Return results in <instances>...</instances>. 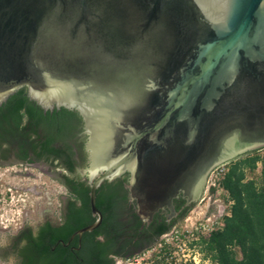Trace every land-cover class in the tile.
Returning <instances> with one entry per match:
<instances>
[{
	"label": "water",
	"instance_id": "95a60500",
	"mask_svg": "<svg viewBox=\"0 0 264 264\" xmlns=\"http://www.w3.org/2000/svg\"><path fill=\"white\" fill-rule=\"evenodd\" d=\"M22 86L84 121L95 220L70 239L101 223L104 180L127 169L135 185L141 156L149 221L177 187L205 188L210 171L264 146V0H0V102Z\"/></svg>",
	"mask_w": 264,
	"mask_h": 264
},
{
	"label": "trees",
	"instance_id": "16d2710c",
	"mask_svg": "<svg viewBox=\"0 0 264 264\" xmlns=\"http://www.w3.org/2000/svg\"><path fill=\"white\" fill-rule=\"evenodd\" d=\"M82 122L74 108L44 110L28 97L26 86L0 102V162H45L59 168L62 173L56 179L66 191L59 219L45 221L35 236H28L29 243L19 254L22 264H115L156 245L151 264H193L178 261L172 245L161 238L175 223H166L158 213L143 222L129 203L120 177L106 179L96 188L101 223L70 239L73 232L95 220L89 204L90 184L78 171L86 165L84 139L77 137ZM217 188L222 189L227 213L220 226L193 242L202 258L212 264H264V146L225 162L210 192ZM191 208L183 211L181 220Z\"/></svg>",
	"mask_w": 264,
	"mask_h": 264
},
{
	"label": "rangeland",
	"instance_id": "374dc122",
	"mask_svg": "<svg viewBox=\"0 0 264 264\" xmlns=\"http://www.w3.org/2000/svg\"><path fill=\"white\" fill-rule=\"evenodd\" d=\"M210 174L201 199L190 209L187 216L175 225L174 230H195L199 223L210 224L224 213L227 206L222 191L216 189L214 193L210 192L213 186ZM60 194L66 195L64 187L57 179H53L39 168L22 162L0 165V243L6 238L4 230H15L25 222H39L49 214L59 216L62 207ZM174 230L162 237L170 242L172 247L175 246ZM157 248L156 245L126 261L117 259L115 264H151L152 253L157 251ZM188 254L186 249L178 250L175 256L178 261L186 262L189 261ZM195 260L197 264H212L201 255L196 256Z\"/></svg>",
	"mask_w": 264,
	"mask_h": 264
},
{
	"label": "flooded vegetation",
	"instance_id": "af4514ba",
	"mask_svg": "<svg viewBox=\"0 0 264 264\" xmlns=\"http://www.w3.org/2000/svg\"><path fill=\"white\" fill-rule=\"evenodd\" d=\"M77 137L83 138L84 139V151L86 153V165L82 168H78V171L80 172V169L86 168L88 165V151L86 147V142L88 140V134L85 131L84 127V121L82 122V126L80 128V131L77 134ZM75 159H78V152L75 151L74 153ZM143 156L139 157L138 159V164H137V169H136V183L134 186H131V173L129 170H124L119 176L123 181V186L124 188H127L128 191V201L130 204L134 205L135 212L139 215L140 219L145 222L141 215L139 214L138 210V201L137 198L140 197L143 193L142 190V180L145 176V169L146 165L144 164L143 161ZM35 164H46L48 166L49 171L53 172L56 175H60L62 173V170L59 168H52L50 165H48L45 162H34ZM211 172V171H210ZM209 172V173H210ZM81 176L83 179H86L87 182L89 183V177L87 174H82L80 172ZM205 184V183H204ZM204 188V185L201 189L198 191H193L191 190V187L189 186H183V187H177L176 190L174 191L170 205L167 206L165 205L164 207L159 208L157 211H155L154 214L158 213L159 215H162L166 221V223H171L174 222L175 225L181 221V215L183 211L189 207L193 206L197 200L201 196V192ZM66 200V195L63 201ZM153 214V215H154ZM153 217V216H152ZM59 218L58 216H52L49 214L48 216H45L42 220L36 223H22L20 226H18L15 230H4L6 232V238H4L3 243H0V262L4 264H22V259L20 257V250L22 247L28 245L29 239L28 236L32 235L35 236L41 225L45 221H50L55 223ZM147 222V221H146ZM174 225V226H175ZM1 242V239H0ZM51 251L55 250L54 246L50 248Z\"/></svg>",
	"mask_w": 264,
	"mask_h": 264
},
{
	"label": "built area",
	"instance_id": "2783aa9c",
	"mask_svg": "<svg viewBox=\"0 0 264 264\" xmlns=\"http://www.w3.org/2000/svg\"><path fill=\"white\" fill-rule=\"evenodd\" d=\"M225 164V163H224ZM224 164H222L219 167H216L211 171L210 174V179L212 180V185L216 186V179L217 177L221 174V172L224 170ZM222 191L221 188H217ZM227 206V204H226ZM227 211L225 209L223 214H226ZM223 214L216 220L215 222L212 223H199L198 226L195 227V230H189L188 232H184L183 230H180L179 228H175L174 234H175V246L173 247L172 250V255L175 256L178 250H187L189 252L188 254V260L191 261L193 264L196 263V256L201 255V253L198 251V247L196 244H194V241H197L199 238V235H204L209 233L211 230L214 228L220 226L221 224V217ZM175 227V226H174ZM162 238V237H161ZM167 243V240H165ZM193 243V244H192ZM182 244V246H181ZM192 255V256H190ZM208 262V260H206Z\"/></svg>",
	"mask_w": 264,
	"mask_h": 264
}]
</instances>
